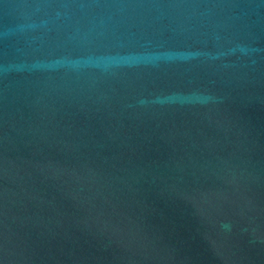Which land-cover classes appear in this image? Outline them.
Here are the masks:
<instances>
[{
    "label": "water",
    "instance_id": "1",
    "mask_svg": "<svg viewBox=\"0 0 264 264\" xmlns=\"http://www.w3.org/2000/svg\"><path fill=\"white\" fill-rule=\"evenodd\" d=\"M0 264H264V0H0Z\"/></svg>",
    "mask_w": 264,
    "mask_h": 264
}]
</instances>
